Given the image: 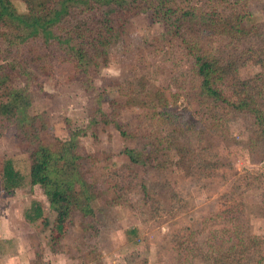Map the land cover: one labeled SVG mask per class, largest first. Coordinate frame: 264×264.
<instances>
[{"label":"trees","instance_id":"obj_1","mask_svg":"<svg viewBox=\"0 0 264 264\" xmlns=\"http://www.w3.org/2000/svg\"><path fill=\"white\" fill-rule=\"evenodd\" d=\"M22 1L26 11L20 13L11 0H0V39L7 44L0 50V73L9 71L0 75V138L14 129L15 142L29 161V184L42 189L54 213L52 253L64 252V240L77 219L84 230H95L101 220L93 203L117 186L112 179L101 183L97 177L94 167L99 157L88 154L80 143L87 131L96 136L98 128L113 126L132 145L122 151L132 168L162 174L173 160L172 152L176 160H185L184 148L178 150L180 134L196 132L210 146L219 139L228 142L229 123L240 118L249 133V153L264 163V20L258 22L252 15L253 8H259L264 16V0ZM139 15L162 28L143 49L145 54L185 66L151 92L145 90L137 68L128 83L99 76L100 68L109 63L111 48L126 37L129 20ZM37 41L48 48H37ZM54 54L68 80L80 83L85 93L96 91L98 78L120 92L116 98L96 95L86 128L71 132L56 150L43 144L45 126L29 114V86L41 85L53 75ZM248 62L263 70L243 80L239 71ZM17 81L23 85L15 87ZM170 95L175 102L181 99L180 110L168 108ZM103 103L108 104V112L103 111ZM132 107L141 111L136 120H119L120 111ZM0 175L2 191L9 197L26 180L11 160L3 162ZM118 176L126 189L138 184L146 195L152 193L134 170ZM154 185L168 184L165 180ZM113 200L118 203L120 197L114 194ZM260 205L264 210V194ZM208 216L197 226L184 228L172 241L177 264H264V238L250 232L241 201ZM24 219L30 225L38 221L47 225L38 202H32Z\"/></svg>","mask_w":264,"mask_h":264},{"label":"rangeland","instance_id":"obj_2","mask_svg":"<svg viewBox=\"0 0 264 264\" xmlns=\"http://www.w3.org/2000/svg\"><path fill=\"white\" fill-rule=\"evenodd\" d=\"M11 1L18 12L26 11L22 0ZM258 9L253 8L252 15L261 22L264 16ZM127 31L126 37L111 48L109 63L100 68V77L128 83L136 74L132 69L137 68L145 90L151 92L176 77L180 70H185V66L166 62L161 55L145 54L143 49L146 45L162 33L161 26L152 23L146 15L130 19ZM34 45L43 50L48 48L39 41ZM6 46L0 39V50ZM215 47L212 48L216 50ZM135 50L142 51L134 58ZM142 54H145L144 58H140ZM57 62L58 57L54 54L51 58L53 75L44 78L41 85L34 82L29 86V114L36 116L39 124L45 126L41 139L52 150H56L71 132L86 128L96 95L120 96L118 88L107 86L100 78L94 82L96 91L85 93L80 83L68 80L64 68ZM32 68L36 69L35 66ZM262 70L260 65L248 62L239 74L246 80ZM2 73L1 76L9 74V71ZM22 85V81L14 84L15 87ZM172 96L167 98L168 108L178 111L182 101L175 102ZM102 109L108 112V104L103 103ZM140 112L139 107L126 108L120 111L119 120L135 121ZM195 120L190 119V122ZM248 135L240 118L229 123L228 142L219 139L210 146L206 138L199 140L196 132H184L180 134L182 147L178 150L184 148L185 160L181 164L176 160L175 151L172 152L173 160L169 161L167 171L159 174L130 166L122 151L127 145H132L126 144L113 126L98 128L96 136L87 131L86 136L80 138V143L88 154L99 157L94 167L97 177L101 183L112 179L117 186L113 191H107L102 200L93 203L101 220V223H96L95 230H84L77 219L64 240V252L54 254L49 248L54 213L42 189L30 186L27 155L17 146L14 129H8L0 138V167L3 162L11 160L26 180L9 197L2 191L0 175V264H141L143 261L146 264H177L175 252L171 249L174 238L184 228L197 226L203 219H208L212 212L225 210L239 201L246 207L250 232L264 238V210L260 208V197L264 194V163L254 160L249 153ZM133 170L138 179L147 181L152 193L146 195L136 183L127 189L122 185L118 175ZM165 180L168 184L165 187L154 185ZM114 194L120 197L118 203L112 201ZM32 202L41 205L47 225L41 221L30 225L25 221L24 213Z\"/></svg>","mask_w":264,"mask_h":264}]
</instances>
